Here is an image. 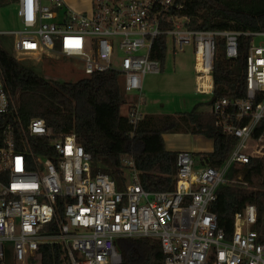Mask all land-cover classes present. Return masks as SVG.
<instances>
[{
    "label": "built area",
    "instance_id": "1",
    "mask_svg": "<svg viewBox=\"0 0 264 264\" xmlns=\"http://www.w3.org/2000/svg\"><path fill=\"white\" fill-rule=\"evenodd\" d=\"M173 5L92 0L90 12H77L63 0H17L21 28L0 32L14 37L15 58L56 55L80 61L86 76L119 73L124 92L137 93L128 114L133 132L142 117L144 79L161 73L160 60L152 58L159 36H169L175 52L192 46L200 94L213 95L221 39L229 59L238 57L241 37L249 47L245 96L211 105L234 148L219 167L198 165L194 154L179 151L170 191L146 190L131 158L123 188L109 174L94 173L92 156L74 133H56L39 117L22 121L0 71V264H35L43 245H59L68 264H122L118 238L158 240L164 264H264L256 205L235 214L230 235L211 210L221 185L247 184L229 178L231 168L264 157V30L192 29L188 18L168 13ZM165 22L172 27L163 29Z\"/></svg>",
    "mask_w": 264,
    "mask_h": 264
},
{
    "label": "trees",
    "instance_id": "2",
    "mask_svg": "<svg viewBox=\"0 0 264 264\" xmlns=\"http://www.w3.org/2000/svg\"><path fill=\"white\" fill-rule=\"evenodd\" d=\"M168 13L188 18L187 26L196 30H264V0H174ZM171 27L165 22L162 28ZM173 46L167 35L156 39L152 58L160 60L162 71ZM248 47L249 38L241 37L238 57L229 59L224 40L219 41L213 71L214 92L207 105L221 97L245 96ZM0 71L25 124L39 117L56 133H74L77 142L92 156L93 172L109 174L119 189L130 175L127 158L133 160V169L146 190L174 188L179 151L166 148L164 134L184 131L212 139L213 150L199 156L201 165L214 167L222 165L236 144L233 137L217 127L213 114L202 111L199 104L189 112L174 115L142 114L133 132L128 115L121 113L125 92L117 72H95L74 82L49 80L23 65L1 44ZM237 175L247 184L221 185L211 210L217 215L218 225L230 235L235 214L247 204H255L256 227L264 233V157L232 167L229 178ZM116 248L122 264H164V253L156 239L118 238ZM35 264L68 263L59 245H43L38 249Z\"/></svg>",
    "mask_w": 264,
    "mask_h": 264
},
{
    "label": "rangeland",
    "instance_id": "3",
    "mask_svg": "<svg viewBox=\"0 0 264 264\" xmlns=\"http://www.w3.org/2000/svg\"><path fill=\"white\" fill-rule=\"evenodd\" d=\"M17 5L14 0H0V32L13 31L21 28L16 14ZM1 46L13 57L16 56L14 49V37L12 35L0 34ZM172 53V52H171ZM169 53L165 69L159 74H148L144 79V95L140 104L142 114L163 113L175 114L176 112H189L197 104L207 110V102L212 96L198 94L195 91L196 74L194 71V53L192 46L186 47L184 51H177L176 55ZM21 63L34 70L49 80L77 81L87 77L81 62L72 59H63L56 55L37 58L22 57L18 59ZM137 93H125L124 98L137 99ZM128 101V100H127ZM144 101H146L144 103ZM128 103L124 102L121 113L128 115ZM176 134L165 135L167 146L171 148L181 141L172 140ZM195 142L197 138L187 135ZM241 178V175H237ZM235 184V183H233ZM243 184V183H237Z\"/></svg>",
    "mask_w": 264,
    "mask_h": 264
},
{
    "label": "crops",
    "instance_id": "4",
    "mask_svg": "<svg viewBox=\"0 0 264 264\" xmlns=\"http://www.w3.org/2000/svg\"><path fill=\"white\" fill-rule=\"evenodd\" d=\"M63 1H64L65 5L68 8H70L73 11H77V12H90V10L92 8V0H63ZM14 2L17 5V0H14ZM16 14H17V11H16ZM176 53L177 52H175L174 49H173L171 54L176 55ZM193 53H194V51H193ZM194 71H195V57H194ZM161 72H162V70H161ZM198 94H200V93H198ZM202 95H209V94H202ZM134 100L133 99L129 100V98L125 99V102L128 103V105H127L128 112H129V109L131 108V106L135 102H137V101H134ZM145 102L146 101H144V103ZM207 106H208L207 110L204 107H202V106L200 107V109L202 111H207V112L211 113V105H207ZM176 113H180V112H176ZM150 114L157 115L156 113H147V112L144 115H150ZM159 115H165V114L159 113ZM168 115H174V114H168ZM125 116H127V115H125ZM168 134H176V136H174L172 138V140L181 141L183 143H179L178 145L174 146L175 142H173L171 148H169L167 146V143H166V140H165V135H167V134H164L163 137H164L166 148L168 150H171V151H183V150H185V151L191 152L192 154H194L198 165H201L200 164L199 153L211 152L213 150V140L209 139V138H207V137H205L203 135H195V134L184 132V131L175 132V133H168ZM187 135L194 136L197 139L195 140V142L192 141V143H190L191 140L189 139V137H187Z\"/></svg>",
    "mask_w": 264,
    "mask_h": 264
}]
</instances>
